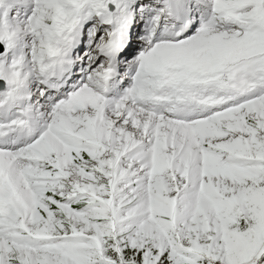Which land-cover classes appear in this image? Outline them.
<instances>
[{"label":"snow or ice","instance_id":"1","mask_svg":"<svg viewBox=\"0 0 264 264\" xmlns=\"http://www.w3.org/2000/svg\"><path fill=\"white\" fill-rule=\"evenodd\" d=\"M0 264H264V0H0Z\"/></svg>","mask_w":264,"mask_h":264}]
</instances>
